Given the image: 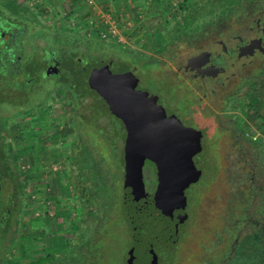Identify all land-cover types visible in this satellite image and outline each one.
I'll return each instance as SVG.
<instances>
[{"label": "rangeland", "instance_id": "obj_1", "mask_svg": "<svg viewBox=\"0 0 264 264\" xmlns=\"http://www.w3.org/2000/svg\"><path fill=\"white\" fill-rule=\"evenodd\" d=\"M137 1L135 10L117 15L121 40L106 42L89 38L84 32L87 20L95 7L101 8L102 0H95L94 9L85 0H0V4L10 8L15 15L31 19L29 38L23 44V69L24 76L37 82L33 83L35 86H22L23 82L14 88L11 86L12 100L8 99L9 90H6V97L0 96V127L6 126L0 132V142H5L6 151L15 160L20 179L24 182L18 202L24 204L23 209L17 206V211H11L12 228L15 230L11 248L14 257L19 260L27 262L28 258L36 259L46 252L55 251L57 259L54 260H61L55 264H67V259L83 245L87 248L85 257L88 262H91V255L94 254V264H121L130 239L122 203L120 145L112 131L109 132L110 138H105L104 130L100 129L106 118H110L107 109L99 99L92 105L89 96L79 99L67 84L62 86L59 93L51 89L46 91L55 76L51 79L41 72L44 54L55 51L58 55L61 54L59 48L65 50L67 55L63 58V70L59 77L65 78L69 73L73 83L82 84L86 94H93L85 82L84 72H79V66L75 65L74 70L71 68L69 52L75 51V56L81 58L87 53H95L93 49L96 46H113L114 49H101V54L137 67V75L143 86L156 92L165 88L163 91L177 99L179 106H183L186 94L182 86L166 88L163 84L164 78L174 76L178 62L194 51L197 45H209V40L215 38L214 32H235L238 26L250 23L251 17H264V0H245L233 6L229 4L225 10L216 7L215 3L211 8L207 0H193L192 3L198 5L196 9L200 11L201 7L205 12L204 15L193 16L195 19H189L187 24L184 23L185 15H192L194 6L183 12L178 5L180 0ZM117 2H107L108 7L114 11V5L118 7ZM176 27L182 31L179 33L186 30L187 35L194 34V43L179 39L166 49L171 41L170 36L177 32L174 31ZM39 43L43 44L37 47ZM169 50L174 53L172 59ZM117 66L116 63L112 64V69H118ZM251 70L253 76L249 77V73L245 78H249L247 84L239 87L243 105L238 108L237 114L241 129L254 142L243 136L238 141L230 139L228 135L224 136L225 133L222 140L211 138L218 135L214 128L210 129L213 118L206 114L205 118L199 120L208 128L211 139L208 138L205 151L209 152L211 159L205 163L202 178L184 193L189 200L188 226L177 247L164 251L161 264H225L223 256L231 249L233 239L236 240L227 234L228 231L239 235L249 229L253 218L258 219L256 216L260 212L253 204L264 203V62L261 59L256 61ZM243 72L248 73L247 69H243ZM21 94H28V97L25 99ZM32 103L39 104L40 111H45L41 114L47 124L41 134L26 135L23 110ZM219 104L220 100L217 108ZM1 107L5 110H1ZM7 113L8 116L3 117ZM218 118L221 119V115ZM55 122L57 127H63V131L66 127L71 131L77 128L81 131L79 135H86L87 138L72 140L71 135L63 132L54 146L50 143L55 138H48L53 129H48ZM104 133L107 134V131ZM28 146H31V150ZM76 146L78 151L73 150ZM80 146L88 149L90 154H78ZM88 164L95 169L93 191L85 188L78 191L79 218L76 221L70 214L74 193L77 192L71 189V182L77 180L78 172L80 185L84 180L85 186L87 179H83L82 175H86ZM28 179L31 181L29 184ZM3 186L4 196L9 197L12 182L7 177ZM16 199L13 197L12 200ZM28 203L31 216L25 211ZM56 203H62V212L55 210ZM39 206L42 209L39 210ZM260 211L263 212V209ZM55 215L63 217L60 228L54 223ZM15 216L21 219L18 226L13 224ZM56 221L60 222L58 218ZM43 248L45 251L42 253L40 250ZM48 263L52 264L51 260Z\"/></svg>", "mask_w": 264, "mask_h": 264}, {"label": "flooded vegetation", "instance_id": "obj_2", "mask_svg": "<svg viewBox=\"0 0 264 264\" xmlns=\"http://www.w3.org/2000/svg\"><path fill=\"white\" fill-rule=\"evenodd\" d=\"M250 21L251 22L247 25L242 24L240 27L238 26L237 31L235 32H223L222 30L214 32L213 34L215 38L209 40V45H197L194 51L185 55L182 60L178 62L172 78L165 79L163 77V84L166 88L175 85L182 86V91L186 94L183 106H179L176 102L177 99L166 94V92L163 91L165 88H161L160 91L156 92L143 86L137 75V67H130L127 65V61L103 56L101 54V49H114L115 47L113 46H109L108 48L106 44L103 46H96L93 49L95 53H87V56L81 58L75 56V51L70 50L69 52L72 60L71 68L74 70L79 66V72L80 70L81 72H84L85 82L93 94H86L82 84L73 83V81H71V74L67 73L65 78L62 79L59 77L63 70V58L65 54L67 55V53H64L66 52L65 50L59 48L61 54L57 55L55 54V51H49L42 56L43 68L41 72L45 73L48 78L55 76L53 83H51L50 88L46 91L51 89L53 92L56 91L59 93L62 86L67 84L79 99L89 96L91 99L90 105H92V103H97L99 99L101 105L107 109V113L110 116L109 119L106 118L107 121L102 127H100V129L101 131L104 130L102 133L105 138H110L109 132L112 131L115 140H117L116 142L120 145L118 146V152L122 159V203L128 220L127 223L129 226H127L130 236L129 244L121 264H129L127 261L128 252L133 249L134 246L133 234L131 232V219L124 203H145L144 199L139 201L133 200L131 194L128 195L130 193V188H127V196L125 197L124 185L126 179L127 182L130 181L127 171L126 154L128 155L129 151L133 149L137 139L141 138L144 132H148L146 130L149 129V127L154 125L161 127L169 126V129H158V133L160 130L163 132L169 130V133H172V138H177L181 141V143H172L169 163H171L173 171L178 167V169L183 171L184 174L187 173L185 166L188 165V158H191L196 174H198L199 177L194 182H188L187 185L181 184V197L177 198L176 202H174L173 195H171L170 198L165 197V199L161 201L159 199L157 203H154L153 209L144 211V215L143 212L138 216L135 215V222L144 218H148V221L150 220L149 224L151 225V231L147 234L145 233L143 239L144 242L147 239H151L152 245V251H150L148 250L149 248L147 245L149 243L145 242V249L144 247L139 249L142 254L138 251V253H135L137 264H161L164 251L166 252V250H172L177 247L183 231L188 226L186 223L189 218V200L184 193L202 178V175L205 172V163L208 159H211L209 152L207 153L205 151V145L209 140L208 138H210L208 128L207 126L202 125L203 122H199V120L205 118L206 114H209L213 118V123L211 124L210 129L214 128L218 135L211 138L222 140L223 134L225 133L224 136L228 135L230 139H237V141L240 140L241 136H243L244 139H252H250V137L248 138V136H246L248 133L241 129V123L237 114L238 108L243 105L241 99L242 93H240L239 87L241 88L245 83L247 84L249 78H245L249 73L251 74L249 77L253 76L251 69L254 63L260 59L264 62V17L253 16ZM30 22L31 19L21 18L20 16L15 15V12L10 10V8L7 9L6 6L4 8L0 4V96L4 95L6 97V90L10 91L9 88L11 86L14 88L18 84L21 85L20 82H23L22 86L37 83L33 78L24 76L23 69V44L26 43L27 38H29L27 36L32 27V25H29ZM34 29L35 27L33 30ZM183 32V37L179 39H182L189 44L194 43V40L192 39L194 34L187 35V33H185L186 30H183ZM180 34L182 33H173L175 38H177V36L179 37ZM38 39L40 38H37V40ZM187 40H189V42ZM42 44L43 43H39L37 47H40ZM54 48H56V46H54ZM166 49H168V46ZM168 53L171 59L174 58V53L172 51ZM115 63L119 67L120 65L124 67L119 68L117 66L118 69H112V64ZM75 65L77 66L75 67ZM104 68L109 70L108 76H104L105 79H103L105 86H103L102 90L95 89L92 86L93 84L89 81L91 73L94 70H101ZM243 69H247L248 73L243 72ZM101 73L102 72H100V74ZM115 75H121L120 80L114 81L113 77ZM131 76L133 78L132 80L130 79ZM91 80L93 79L91 78ZM35 85L36 84L33 86ZM43 94H45V92H43ZM21 95L25 99L28 97V94ZM8 99L12 100L11 91L8 94ZM219 100L221 104H219V108H217L216 104ZM117 103L119 108L115 106ZM39 107V104L32 103L23 110L25 116L24 120L26 122V135L34 133L41 134L46 128L45 126L47 123L41 114L45 111H40ZM114 108H116V111ZM1 110L4 111L5 109L1 107ZM8 114L9 113H7L6 116L3 115V117H7ZM219 115H221V119L218 118ZM102 117L104 118V116ZM185 128H192L195 132L191 133L195 134V136L198 134L197 136H199L200 145L193 149L192 156L188 154V151L190 152L189 145H187V143L185 144L186 140H191V137H189L190 132H188L189 135L185 137V132H187ZM51 129H53V131L49 132L50 137L48 136V138H55L54 142L50 143L54 146L58 144V137L61 136L63 132L71 135L70 137H72V140H83L84 136L87 138L86 135H79V132L81 131L76 130L77 128H74V130L71 131L66 127V130L63 131V127H57L56 122L51 124L48 130L50 131ZM105 131H107V134L104 133ZM176 134L178 135L176 136ZM127 142H130L129 147H126ZM183 142L184 144H182ZM251 142H254V140L252 139ZM28 148L31 150V146H28ZM176 148L178 149L177 151ZM56 149L58 150L60 148ZM73 150L78 151V147H74ZM181 150L182 153L179 154ZM79 153H83V155L90 154L88 149L85 150L83 146H80L78 154ZM54 154L56 156L57 151L54 152ZM93 162L95 161L93 160ZM86 167V175H82L83 179H87L85 186L84 180H82L83 182L80 185L78 172H76L77 180L75 182L70 181L71 189L74 188L72 190L77 191L74 193V203L71 204L70 209L71 217L73 220L75 217L76 221L79 218L77 214L79 211V200L76 199L78 191L84 188L89 192L90 190L93 191V176L95 169H91L90 164ZM160 167L156 161L148 157H144L143 161H141V190L144 192L146 200L150 201L158 191L160 184ZM184 180L185 178L179 181L176 180V183H181ZM188 181L190 180L188 179ZM30 182V179H28L27 183L29 184ZM143 205L145 206V204ZM55 206L56 211H58V209L60 212L63 211L62 203H56ZM134 207H139L140 209V205L133 206V208ZM25 208V211L31 216L30 203H28ZM133 208L131 210L132 215ZM40 209L42 208L39 206V210ZM38 212L36 214H38ZM7 213L10 214L11 210L8 209ZM50 214L52 215V213ZM12 218V215H9L8 217L0 213V224L8 219L11 220ZM57 218L60 222L56 221ZM54 220L56 226L58 225L59 228L62 227L61 223L63 217L55 215ZM144 227L149 229V226L146 224ZM29 230H31L30 226ZM138 247L139 246L136 248L138 249ZM40 251L43 253L45 248ZM50 253L54 254L51 255ZM56 254L57 252L55 251H49L44 253L43 257L52 256L50 259L51 263L55 264L56 261L53 258L57 257ZM40 258L41 256L32 260L28 258L26 263L30 264L32 261L39 260Z\"/></svg>", "mask_w": 264, "mask_h": 264}, {"label": "water", "instance_id": "obj_3", "mask_svg": "<svg viewBox=\"0 0 264 264\" xmlns=\"http://www.w3.org/2000/svg\"><path fill=\"white\" fill-rule=\"evenodd\" d=\"M100 72H102L100 74ZM109 70L107 68L101 69V70H94L91 73V80L90 82L93 84V88L102 90L103 86H105L104 76H108ZM121 75H115L113 77V80H120ZM131 80L133 79L132 76L130 78ZM119 108L118 103L115 105ZM116 111V108H114ZM120 111V109H119ZM160 128H168L169 126L161 127V126H151L149 129L144 132L143 136L141 138H138L136 141L135 146L133 149H131L128 153L126 154L127 158V171H128V177L130 179L129 182H125L124 185V191H125V197L127 196V188H130V193L131 196L133 197V200H145V203H124L125 208L127 209L128 215L130 216L131 219V232L133 234V241H134V246L133 249H131L128 252L127 256V261L129 264H137V258L135 253H141L139 249L143 248L145 249L146 243L148 242V250L152 251V245H151V239H147L144 242V235L145 233L147 234L148 232L151 231V225L149 224L148 218H144L140 221L135 222V215H139L141 212H143V215L145 214V210H151L154 208V203H157L158 200H164L166 198H170L171 195H173V200L176 202L177 198L181 197V192H180V187L182 185H187L188 182H194L198 179L199 175L196 174V170L194 168L193 162L191 158H188V165L185 166V170H187V173L184 174L183 171L180 169L175 168L173 171L171 163H169L170 160V154H171V147L172 143H181V141L177 138H172L171 135L172 133H169V130H165L164 132L160 130L158 133V129ZM187 132H185V137H187L190 132V139L191 140H186L185 144L189 145L190 147V152L188 151V154L192 156L193 149L198 147L199 144V136L198 134H192L195 132L192 128H185ZM192 132V133H191ZM178 134H176L177 136ZM188 137V138H189ZM194 140H193V139ZM184 144V142L182 143ZM130 146V142H127L126 147ZM178 149L176 148V151ZM187 150V149H186ZM173 153V151H172ZM182 153V150L179 152V154ZM188 155V156H189ZM178 156V155H177ZM144 157H148L153 159L159 164L160 170H159V176H160V184L158 191L156 192L155 196L149 201L146 200L144 192H142V181H141V161H143ZM184 159V157H183ZM181 171V172H180ZM198 172V171H197ZM130 174V176H129ZM174 176V177H173ZM187 177V181H186ZM185 180L181 183H176V180L179 181L181 179ZM188 179L190 181H188ZM173 180V181H171ZM175 180V181H174ZM132 182V183H131ZM169 196V197H168ZM145 204V206L143 205ZM140 205L139 207H134ZM133 208V215L131 213V210ZM149 226V229L144 227V225ZM151 234V233H149ZM137 246L138 249L136 248ZM138 251V252H137ZM142 254V253H141Z\"/></svg>", "mask_w": 264, "mask_h": 264}, {"label": "trees", "instance_id": "obj_4", "mask_svg": "<svg viewBox=\"0 0 264 264\" xmlns=\"http://www.w3.org/2000/svg\"><path fill=\"white\" fill-rule=\"evenodd\" d=\"M193 0H180L179 2V8L180 11L187 12L190 10L192 6V15H189V13H186L185 16H187L184 21L185 24L188 23V20L190 19L192 21V18L195 19L193 16L198 15H204L203 8H200V11L196 9L198 7L197 4L192 3ZM245 0H207L206 2L211 5V8L214 7V3L216 7H221L222 10H225L226 6L231 4V6L235 5L236 3L244 2ZM200 15V16H201ZM190 17V18H189ZM74 30V29H73ZM174 31H180L179 27H176ZM173 31V32H174ZM178 32V34H179ZM96 35V33H94ZM184 35V32L180 34V36L175 38L174 35L170 36L171 41L167 45L168 47L172 45L175 41L179 40V38H182ZM94 39H97L93 37ZM166 48V47H165ZM0 127V132L5 128ZM253 147V146H252ZM259 160V158H257ZM18 166L15 162V160L7 153L5 148V142H0V213L4 214L5 216L12 215L11 213L8 214L7 210L10 209L11 211L15 209V211L18 210L20 206L21 209H23L24 205L18 203L21 200V195L24 190V182L21 181L20 176L18 174ZM95 176V173H94ZM8 178L9 181L12 182V188H11V195L9 197L4 196V186L3 181L5 178ZM13 197L17 198L16 200H12ZM18 200V201H17ZM8 205V206H6ZM254 207L257 209L258 216L256 218L258 219H252L249 223V229L246 231H243V233L236 234L234 231H228L227 234L229 236H233L236 240L233 239V244L231 245V249L227 251V254L224 257L225 264H264V203H254ZM26 207V206H25ZM8 208V209H7ZM260 209H263V212L260 211ZM14 223L16 226H18L19 221L21 220L19 216L14 217ZM17 218V219H16ZM17 229V227H16ZM15 230L12 228V222L11 220H6L2 224H0V264H28L26 261H23V259H18L17 257H14V253H12L13 249L11 248L12 244L14 243L15 236H13ZM88 242V239L86 240ZM86 242V243H87ZM86 249L83 245L79 246V249L75 251V254L73 256H70L67 259V264L71 262L72 264H94L93 262V255H91V262L87 261L86 256ZM52 258V256L47 257H41L39 260L32 261L30 264H48L49 260ZM53 259H57L53 258ZM70 259V260H69ZM9 260V262H8ZM63 260V259H62ZM56 261L57 262H60Z\"/></svg>", "mask_w": 264, "mask_h": 264}, {"label": "built area", "instance_id": "obj_5", "mask_svg": "<svg viewBox=\"0 0 264 264\" xmlns=\"http://www.w3.org/2000/svg\"><path fill=\"white\" fill-rule=\"evenodd\" d=\"M88 6H95V0H85ZM102 8V9H101ZM93 7L94 13L84 27V32L87 36L95 37L102 41H120L119 35L120 26L117 23V15L115 11L111 10L108 5L103 7ZM96 33V35H94Z\"/></svg>", "mask_w": 264, "mask_h": 264}, {"label": "crops", "instance_id": "obj_6", "mask_svg": "<svg viewBox=\"0 0 264 264\" xmlns=\"http://www.w3.org/2000/svg\"><path fill=\"white\" fill-rule=\"evenodd\" d=\"M103 1V4H101V7L105 6V5H108V3H116V1H118V7H115L114 5V11L116 12V14L120 15L122 13H130L131 11L130 10H135V8L137 7V0H102ZM105 2V3H104ZM136 2V4H135ZM111 5V4H110ZM139 7V6H138ZM123 11V12H122Z\"/></svg>", "mask_w": 264, "mask_h": 264}]
</instances>
